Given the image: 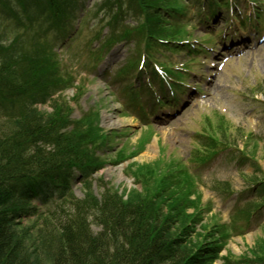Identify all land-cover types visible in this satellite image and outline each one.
<instances>
[{"label": "trees", "instance_id": "1", "mask_svg": "<svg viewBox=\"0 0 264 264\" xmlns=\"http://www.w3.org/2000/svg\"><path fill=\"white\" fill-rule=\"evenodd\" d=\"M179 1L103 0L92 12L84 0H0V264H212L219 257L235 232L203 223L195 171L182 163L164 168L157 161L135 172L142 189L126 197L109 188L99 198L92 194L90 178L105 165L100 152L107 137L98 112L70 119L59 92L72 78L63 76L49 37L55 31L69 45L86 18L102 14L100 22L109 30L96 37L101 57L122 42H133L137 50L118 75L128 82L123 95L136 100L139 92L130 78L144 73L149 85L160 82L163 95L152 65L176 84L178 74L160 55L189 48L173 46L189 35L190 20L183 7L176 9L184 6ZM251 1L247 20L257 21L261 8ZM197 17L201 20L199 9ZM85 48H92V36ZM141 58L144 69L138 70ZM147 92L154 105L163 103ZM45 105L50 111L41 110ZM219 134L225 137L226 131ZM260 139L253 132L244 137L240 163L253 160ZM76 176L84 183L82 198L71 188ZM251 186L264 192V180ZM239 264H264V242Z\"/></svg>", "mask_w": 264, "mask_h": 264}, {"label": "rangeland", "instance_id": "2", "mask_svg": "<svg viewBox=\"0 0 264 264\" xmlns=\"http://www.w3.org/2000/svg\"><path fill=\"white\" fill-rule=\"evenodd\" d=\"M102 1L84 0L92 12ZM184 1H179V5L185 7L176 9L182 11L183 7L186 20H190L188 36L204 39L210 35L215 42L210 50L191 58L184 51L172 54L164 50L160 55V61L178 66L188 64L191 71L186 76L188 86L177 94L174 107L157 109L146 121L139 119L130 106L126 108L128 98L120 91L127 82L114 85L112 81L137 50L132 44L121 43L101 59L102 54L94 49L98 44L96 37L108 32L109 27L100 22V13L86 18L78 30L80 34L69 45L59 40L55 31L50 34L61 60L62 74L72 78L59 95L70 108L71 120L98 112L101 134L107 137L100 152L105 165L90 178L94 196L99 198L104 188H109L126 197L142 189L134 180L135 172L153 168L157 161L164 168L182 163L195 171L204 205L203 223L224 225L235 232L223 243L212 264H229V259L239 264L264 242V192L251 190L254 181L264 180V23L258 28L248 26L243 33L238 20H230L226 25L228 18H220L230 16L233 7L229 4L217 13L215 22L206 24L198 21L196 11L198 6L206 8L207 2ZM236 1L241 13L250 12L251 5L244 6L247 0ZM258 1L264 7V0ZM76 15L73 24L77 26L80 10ZM219 33L227 36L228 41L231 38L232 42L226 43L228 49L223 48V42L218 44ZM91 36L92 48L88 50L85 45ZM242 36L249 40L237 41ZM91 61L97 63L93 65ZM154 88H158V83L154 82ZM141 102L150 107L148 96H142ZM41 110L50 111V106ZM221 130L226 131L225 137L219 134ZM249 132L261 139L253 160L242 164L239 153L242 154L244 137ZM71 188L77 198L83 197L84 183L79 176L72 181ZM92 229L97 231L94 226Z\"/></svg>", "mask_w": 264, "mask_h": 264}]
</instances>
